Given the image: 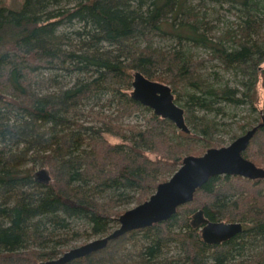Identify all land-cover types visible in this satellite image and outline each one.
Listing matches in <instances>:
<instances>
[{"label":"trees","instance_id":"trees-1","mask_svg":"<svg viewBox=\"0 0 264 264\" xmlns=\"http://www.w3.org/2000/svg\"><path fill=\"white\" fill-rule=\"evenodd\" d=\"M213 1L235 16L217 37L200 9L207 0H22L18 10L0 0V264L61 255L79 235L71 219L85 221V238L106 235L121 206L146 200L186 155L218 147L205 128H193L201 134L194 137L135 101V72L169 84L187 124L194 111L216 117L245 96L256 108L259 78L264 88V0ZM63 24L77 28L62 32ZM196 47L206 55L194 56ZM213 60L241 76L239 97L222 80L198 78ZM57 71L71 84L47 90ZM136 114L141 123L123 122ZM255 121L243 156L264 168V103ZM36 166L48 170V183L35 179ZM198 209L243 229L207 244L192 224ZM64 264H264V176L210 177L168 219Z\"/></svg>","mask_w":264,"mask_h":264},{"label":"water","instance_id":"water-1","mask_svg":"<svg viewBox=\"0 0 264 264\" xmlns=\"http://www.w3.org/2000/svg\"><path fill=\"white\" fill-rule=\"evenodd\" d=\"M132 98L150 108L156 115L171 120L177 129L188 133L184 109L174 100L169 84L146 77L137 71L131 82ZM255 127L236 137L229 144L207 148L201 155H186L171 176L160 182L143 202L128 208L117 218L118 225L104 236L71 247L61 255L40 261L38 264H64L73 259L104 248L108 242L130 230L150 226L171 217L177 207L189 202L194 192L215 175H239L247 178L264 176V168L256 166L243 156ZM35 179L48 183L51 176L44 167L35 171ZM193 226L199 227L201 238L207 244H220L241 232L238 221H213L198 209L192 214Z\"/></svg>","mask_w":264,"mask_h":264},{"label":"rangeland","instance_id":"rangeland-1","mask_svg":"<svg viewBox=\"0 0 264 264\" xmlns=\"http://www.w3.org/2000/svg\"><path fill=\"white\" fill-rule=\"evenodd\" d=\"M1 1L4 6L15 10H18L22 5V0H1ZM191 1L194 3V1L196 0H191ZM207 1H208L206 6L207 8L203 9L202 7L200 9L207 11V17L205 20L207 21L206 30L208 31V34L217 37L222 35L221 33L227 30L228 27H230V24L234 20L235 16L228 9L227 3H223L222 5H219L213 0H207ZM197 8H199V6H197ZM76 28H77L76 25H74L72 28H69L67 24H63L61 25L60 30L62 32H65L73 29L75 30ZM192 50L194 56L197 57H203L207 53V51L202 47H196L193 48ZM217 64H218L217 61L214 60L206 63V65L203 66L199 71L198 78L201 81L205 80L206 82L207 81L214 82L215 80H222L223 85H227L229 88H238L239 90L235 93V96L239 97L243 90L240 84H238L239 83L238 80L241 78V76L240 75L235 76L229 72H224L223 70H220ZM261 66H264V61L261 63ZM43 73H45L46 76L48 77L51 74V76L53 77V75L56 74V71L53 70L50 72H46L44 70L42 71V74ZM57 74L58 77L55 79V81H50V83L47 82L44 88L56 92L61 87H65L66 85L69 86L71 84L73 79L72 77H70V75H66L64 71L59 72ZM103 99H106L105 95H103L102 97V102ZM244 100L245 101L243 103H239V104L226 103L224 105L225 106L224 112L218 113L216 117H213L212 115H207L202 111H194V117L191 118V122L188 124L186 122L188 128L190 129L189 133L192 134L194 137L197 136L198 138L201 136V134L195 132L193 128L194 129L200 127L205 128L207 134L204 135V137L211 136L212 142L217 144L218 147L229 144L234 138L245 133L247 130L251 129L252 126H254L257 123L255 121L257 118V114L259 113V110L262 108L264 103V88L262 86L260 78L256 83V92H255V100H254V104L256 108H252V106H250L251 100L249 99L248 96H245ZM178 105L181 106L180 103H178ZM209 119H214L215 124L214 125L212 124L213 126L209 125V123H211ZM206 120L207 123H204ZM123 122L141 123L142 118L140 114H136L131 117L124 118ZM240 125H243V127H240ZM107 138L113 142L119 141V138L114 136H107ZM203 144L204 143L199 139L195 147L198 148L200 145ZM39 168L40 167L36 166L35 170ZM135 205L137 204L134 203L126 204L121 206L120 208L126 210ZM71 220H72L71 224L73 228L78 230L79 235L74 236V238L72 237L73 239L66 241V243L63 246L65 249H69L71 247L81 245L94 238L101 237V236H92L90 238H85L83 234L84 233L83 231L87 229V224L85 223V221L82 219H71Z\"/></svg>","mask_w":264,"mask_h":264},{"label":"bare ground","instance_id":"bare-ground-1","mask_svg":"<svg viewBox=\"0 0 264 264\" xmlns=\"http://www.w3.org/2000/svg\"><path fill=\"white\" fill-rule=\"evenodd\" d=\"M174 100H175V96H174ZM175 102H176V101H175ZM179 106H180V105H179ZM182 108H183V107H182ZM183 109H184V108H183ZM154 114H155V113H154ZM254 127L256 128V126H254ZM254 127H253V128H254ZM251 129H252V128H251ZM249 130H250V129H249ZM247 131H248V130H247ZM243 134H244V133H243ZM241 135H242V134H241ZM252 135H253V134H252ZM239 136H240V135H239ZM237 137H238V136H237ZM251 137H252V136H251ZM251 137H250V140H251ZM234 139H235V138H234ZM234 139H233V140H234ZM250 140H249V144H250ZM249 144H248V146H249ZM248 146H247V147H248ZM219 147H220V146H219ZM209 148H210V147H209ZM246 149H247V148H246ZM246 149H245V150H246ZM245 150H244V151H245ZM215 176H216V175H215ZM212 177H213V176H212ZM246 178H247V177H246Z\"/></svg>","mask_w":264,"mask_h":264}]
</instances>
